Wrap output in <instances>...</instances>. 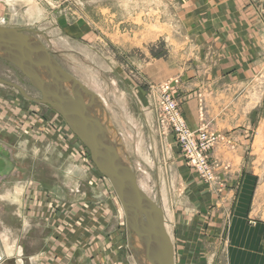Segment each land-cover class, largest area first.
I'll list each match as a JSON object with an SVG mask.
<instances>
[{"label":"rangeland","instance_id":"374dc122","mask_svg":"<svg viewBox=\"0 0 264 264\" xmlns=\"http://www.w3.org/2000/svg\"><path fill=\"white\" fill-rule=\"evenodd\" d=\"M10 1L0 0L1 26L17 28L32 36L63 69L95 91L91 90V93L96 95L97 90L87 84L88 81L102 88L108 101L106 107L101 103L105 99L98 96L95 100L86 93L84 100L91 104L99 101L94 116L110 121L117 136L114 139L113 134H109L112 146L117 153L118 149H126L124 162L138 182L150 186L148 193L156 204L161 208L162 194L174 216L177 208L180 210L183 203H192L193 200L198 201L196 207L200 212L203 209L210 212L199 217L194 213L192 232L178 231L179 227L174 228L173 225L178 218H171L169 229L178 246L189 240L194 246L180 248L178 264H227L225 248L228 233L209 231L213 209L218 204L216 199L219 195L223 197L227 187L219 179L220 164L214 157L216 148L225 142L224 137L215 130L217 121L205 120L214 114L207 106L208 99L204 101L205 119L202 124L195 130L189 127L182 109L184 98L176 88L181 78H200L207 82V86L210 80L215 79L209 71L210 57L198 55L194 36L188 31L186 21L194 16L195 11L198 12L186 7L187 2L192 5V1ZM30 8L36 11L32 16L28 14ZM200 70L203 72L199 73ZM162 73L165 76L159 77ZM41 75L47 78L45 74ZM0 77L19 84L32 97H42L30 79L1 49ZM249 80L245 88L236 91L234 99L236 105H240L239 116L242 114L248 120L229 121L232 125L228 131L248 128V149L242 158L243 175L258 174L249 200L248 209L253 213L249 218L261 221L264 220V73ZM65 86L68 89L67 84ZM208 89L206 98H210L212 92H222L218 97L221 104L216 106L225 112L235 105L229 103L230 96L225 89L215 90V85L213 88L208 86ZM120 94H125L126 108L117 101ZM167 96L178 104V110L190 130L206 126L210 133L218 136L217 143L209 152L213 166L211 181L188 163L178 140L173 114L167 107ZM94 104L90 106H97ZM149 111H152L153 119L146 122ZM127 112L134 116L137 125L129 121ZM141 127L147 140L153 141L154 150L149 145L151 152ZM227 127L225 125L224 128ZM141 142L150 162L138 152ZM179 167L189 172L184 180ZM97 176L110 186L120 210L119 219H112L120 222V244L114 242L118 239L110 229L112 221L103 231L98 230L96 216L99 215L95 214L97 206L93 203L100 204L101 198L91 199L90 192L87 193L88 182L93 186H96V181L100 184ZM194 177L209 188L208 194L203 196L198 188L197 195L188 192V185L186 187L184 182L186 179L190 182ZM63 189L67 196L62 197L73 201L69 216L63 207H59L60 204L54 205L53 197H49L53 191L62 192ZM17 195L18 200L11 199H16ZM202 196L205 203L211 198L216 203L213 205L210 200L209 204H201ZM227 214L228 211L225 219ZM133 226L146 232L143 223H133ZM6 240H13L15 245L20 243L21 257L7 254ZM142 240L138 230L129 228L111 182L98 170L88 148L62 116L51 106L29 100L17 88L0 82V254L4 256L0 264H142L141 260L150 256ZM115 245L118 249H113ZM32 257L37 259V263Z\"/></svg>","mask_w":264,"mask_h":264},{"label":"crops","instance_id":"0c3cea01","mask_svg":"<svg viewBox=\"0 0 264 264\" xmlns=\"http://www.w3.org/2000/svg\"><path fill=\"white\" fill-rule=\"evenodd\" d=\"M191 1L192 5H190L188 1L186 7H192V9L198 10V12L195 11L194 18L192 17L187 20L186 23L189 27L188 31H191L192 36H194L193 40L197 44L196 49L198 55L200 57H210L211 63L209 65V71L211 75H214L213 78L215 79L214 81L210 80L211 82L208 86L209 88H213V85H215V90L217 88L225 89V93L230 96L229 103L231 105L233 103L235 104L230 106V109L226 112L223 108L220 109V106L216 105L221 104V102L218 101V97L222 92H212L210 93V98H206V90H209L206 85L207 82L202 81L200 78H179L180 83L176 85L178 94L184 98L182 109L189 127L192 130H195L200 124H202L201 122L205 119L204 101L208 99L207 106L209 110L214 113L212 115L215 116L211 115L210 118L207 116L208 119L205 120L217 121L214 125L215 130L222 134L224 137L223 140L225 141L216 148L214 157L220 164V171L218 170L219 179L223 180L227 187L224 190L223 197H220L219 195V198L216 199L218 204L213 209L214 212L212 214L209 231L213 233L226 231L228 233L225 248L227 253V264H264V220H251L249 217H252L253 213H250L248 209L249 200L258 178L256 175L258 174L253 172L252 174L249 173L243 175L244 166H242V158L245 149H248V141L246 140L248 136V128L246 127V129H241L239 131L235 130L234 132L228 131L230 130L228 128L232 125L229 121L248 120L247 117H244L242 114L239 116L238 107L240 105H236V102H234L236 91L245 88L246 85L250 83L249 79L264 73V0ZM198 16L201 17L198 18ZM202 66L203 65L199 67ZM157 72L158 71H156V73ZM202 72L203 71L201 70L199 71V73ZM163 76H165V73L159 75V77ZM212 104L215 106H212ZM152 115V111L147 112L145 119L146 122L152 121ZM225 125L228 126L226 129L224 128ZM150 128L152 129L151 126ZM143 136L145 137L148 148L150 145L154 150L153 141L149 142L150 140H147L144 129ZM149 150L151 152L150 148ZM65 153L68 155L67 152ZM180 173L182 174H180L181 179H183L188 176L189 172L182 169ZM97 177L100 184L96 181V186H93L88 182L87 184L89 186L87 188V193L88 191L90 192L89 197L91 199L96 196L101 198L99 200L101 201L100 204L93 203L97 206L95 208L97 213L95 212V214L99 215L96 216L98 220V230L99 232L103 231L106 227H109V221H112L110 229L114 232V235H117L116 238L118 240L114 241L117 244L120 241L118 236L121 232L120 222H115L116 220L113 221L112 219H119L118 212L120 210L117 208L118 206L115 202L114 194L110 186L107 185L103 178H100L99 176ZM176 179L178 180L177 172ZM198 179L199 178L194 177L190 182H187L186 179V183L184 182V184L186 187L188 185V192L190 194L193 193V195H197L198 188L202 194L204 193V196L205 194H208L209 188L207 189V186L202 184ZM66 182H64L65 186H67ZM70 183L72 185V182ZM97 186H99V188ZM93 192L95 193L94 195L92 194ZM62 195L65 197L67 196L65 189H63L62 192L53 191V193L49 194V197H53L55 202L54 205L58 206L60 204L59 207H63L65 213L69 216L73 206V203L71 202L73 201L71 198H63ZM203 196L200 201L201 204L206 201ZM11 199L15 201L18 200V195L16 196V199L12 197ZM216 200L214 198L209 199L213 205L216 203ZM62 201H65V203H62ZM89 201L93 202L92 200ZM209 201L207 200L205 204ZM197 205V200H193L192 203H183L180 210L177 208L176 215L174 216V212L172 213L170 205V211L167 208L165 195L162 196L161 194V207L165 213L169 233L171 232L169 226L171 228V218L173 217L178 218L175 219L173 223L174 228L179 227L178 231H180V229L182 231L183 229L184 231L189 232L194 231V213L199 217L208 212L204 209L200 212L196 207ZM87 206L89 207L88 204ZM89 209H91V207ZM227 211V218L229 220L224 218ZM87 222H89V220H87ZM225 226H227L226 229ZM173 235L172 237L176 251V264H178V261H180V254L178 253L181 250L180 248H194V246L190 244L193 242L190 240L188 243L183 241V245L178 246V242H175ZM193 235L195 234L193 233ZM2 239L4 242L3 236ZM16 247L20 250L16 255L18 254V256L21 257L23 251L20 243H18ZM115 248L118 249L117 245L113 247V249ZM32 259L37 263V259L34 257H32ZM3 260L4 256L0 254V261Z\"/></svg>","mask_w":264,"mask_h":264},{"label":"water","instance_id":"95a60500","mask_svg":"<svg viewBox=\"0 0 264 264\" xmlns=\"http://www.w3.org/2000/svg\"><path fill=\"white\" fill-rule=\"evenodd\" d=\"M0 49L30 79L42 97H32L19 84L2 77L0 82L17 88L29 100L51 106L63 117L74 134L88 148L98 170L111 182L122 204L129 228L138 230L147 240L144 231L133 226L132 219L136 220L139 217L144 221L153 243L150 245L153 249L152 252L149 250L150 256L157 264H176L174 242L168 232L162 209L140 187L128 164L121 161L112 146L103 121L94 116L99 101L92 103L94 106L97 103V106L92 107L91 103L84 100L86 93L95 100L97 96L63 69L36 39L17 28L0 25ZM41 74H45L51 82ZM65 84L68 89L73 88L75 96H72ZM76 87L80 89L76 90ZM160 249L162 254L158 253Z\"/></svg>","mask_w":264,"mask_h":264},{"label":"built area","instance_id":"2783aa9c","mask_svg":"<svg viewBox=\"0 0 264 264\" xmlns=\"http://www.w3.org/2000/svg\"><path fill=\"white\" fill-rule=\"evenodd\" d=\"M167 107L173 114L175 129L178 133V140L181 142L182 151L189 160V164L199 170L205 179L212 180L213 166L210 162V150L218 141V136L210 133L206 126L196 131L190 130L181 113L178 104L169 96L166 97Z\"/></svg>","mask_w":264,"mask_h":264},{"label":"bare ground","instance_id":"6f19581e","mask_svg":"<svg viewBox=\"0 0 264 264\" xmlns=\"http://www.w3.org/2000/svg\"><path fill=\"white\" fill-rule=\"evenodd\" d=\"M7 2H11L10 0H6ZM36 13V11L34 10V9H32V8H30L29 10H28V14L30 15V16H32L33 14H35ZM3 54V53H2ZM46 79H48V78H46ZM51 82V81H50ZM87 82V81H86ZM91 84L90 86H92V88H94L95 90H97L96 91V96H99V98L101 97V98H103V100L105 99V101H100L102 104H103V106H107L108 105V101H107V98H106V96L103 94V90H102V88H100L98 85H96V84H92V82L91 81H88L87 82V84ZM97 88V89H96ZM73 89V88H72ZM72 89H70L69 88V92L72 94V96H75V92H74V90H72ZM90 89V88H89ZM91 90H93V89H91ZM94 91V90H93ZM95 92V91H94ZM117 101H118V103L121 105V106H123L124 108H126V106H124L125 105V102H126V98H125V94H120V95H118V98H117ZM103 112V111H102ZM97 114V113H96ZM127 117H128V119H129V121L132 123V124H134V125H137L136 124V122H135V120H134V116L133 115H131V114H129L128 112H127ZM63 118V117H62ZM106 119L105 118H102V121H103V123H104V126H105V128H106V130H108V132H109V134L111 135V134H113V138L114 139H116V132H115V130L114 129H112V125H111V123H110V121L108 120V122H106L105 121ZM107 126V127H106ZM141 132V131H140ZM142 133V132H141ZM140 136H141V134H140ZM141 138V137H140ZM143 138V137H142ZM111 140V139H110ZM113 141V140H112ZM139 141V140H138ZM144 142V141H143ZM125 147V146H124ZM138 152H139V154L143 157V159H145V160H147L148 162H150V159L148 158L149 156H148V154L145 152V150H144V148H143V145H142V142L140 143V144H138ZM148 152V151H147ZM118 156H119V158L121 159V161H123L124 162V158L127 156V151H126V149L124 150L123 148H121V149H118ZM126 162V161H125ZM139 181V180H138ZM139 183V185H140V187L150 196V193H148V192H150V186L147 184V183H145V182H138ZM162 208V207H161ZM162 211H163V216H164V218H165V222H166V226H167V221H166V217H165V213H164V210H163V208H162ZM132 223H137V225L138 224H142L143 223V225H144V221H142V220H140L139 219V217L135 220V219H132ZM145 226V225H144ZM146 227V226H145ZM168 229V228H167ZM148 230L146 229V232H144L145 233V235H146V237H147V240L145 239V238H143L141 235V237H142V241L144 242V245H145V247H146V249L149 251L150 249V251L152 252L153 251V249H152V246H150V245H152L153 243H151V236L150 235H148V232H147ZM137 232V231H136ZM169 232V231H168ZM170 234V236H171V238H172V240H173V237H172V234H171V232L169 233ZM138 235V234H137ZM139 236V235H138ZM135 237V236H134ZM140 239V238H139ZM13 241V240H12ZM11 240L9 241V240H7V242H6V251H7V254H9V255H12V254H16L17 252H20V250H18L17 249V247H16V245H15V243L14 242H12ZM175 246V245H174ZM134 250H136V248L134 249ZM158 253H160V254H162V251H161V249L160 250H158ZM142 257V256H141ZM161 257V256H160ZM175 257H176V252H175ZM143 258V257H142ZM137 260H138V258H137ZM141 263L142 264H157V262H155V260L151 257V256H145V258L144 259H142L141 260Z\"/></svg>","mask_w":264,"mask_h":264}]
</instances>
